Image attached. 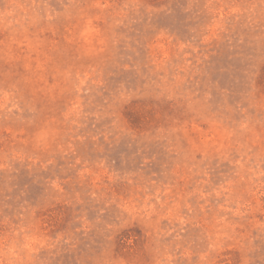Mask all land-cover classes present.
Wrapping results in <instances>:
<instances>
[{
    "label": "rangeland",
    "instance_id": "rangeland-1",
    "mask_svg": "<svg viewBox=\"0 0 264 264\" xmlns=\"http://www.w3.org/2000/svg\"><path fill=\"white\" fill-rule=\"evenodd\" d=\"M0 264H264V0H0Z\"/></svg>",
    "mask_w": 264,
    "mask_h": 264
}]
</instances>
